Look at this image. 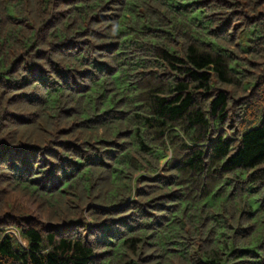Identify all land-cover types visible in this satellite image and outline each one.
Segmentation results:
<instances>
[{
	"label": "trees",
	"instance_id": "obj_1",
	"mask_svg": "<svg viewBox=\"0 0 264 264\" xmlns=\"http://www.w3.org/2000/svg\"><path fill=\"white\" fill-rule=\"evenodd\" d=\"M0 264H264V0H0Z\"/></svg>",
	"mask_w": 264,
	"mask_h": 264
}]
</instances>
